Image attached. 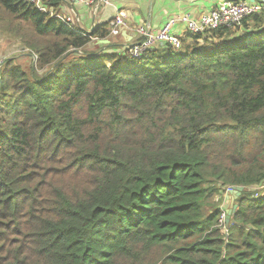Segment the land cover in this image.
<instances>
[{
	"label": "trees",
	"instance_id": "obj_1",
	"mask_svg": "<svg viewBox=\"0 0 264 264\" xmlns=\"http://www.w3.org/2000/svg\"><path fill=\"white\" fill-rule=\"evenodd\" d=\"M62 3L0 0V264H264V10L136 58Z\"/></svg>",
	"mask_w": 264,
	"mask_h": 264
},
{
	"label": "built area",
	"instance_id": "obj_2",
	"mask_svg": "<svg viewBox=\"0 0 264 264\" xmlns=\"http://www.w3.org/2000/svg\"><path fill=\"white\" fill-rule=\"evenodd\" d=\"M74 2L98 8L101 3L106 4L109 0H74ZM263 10L264 3L245 0H223L210 11L202 13L197 19L189 18L185 15L174 16L156 30H153L150 25H140L136 27L138 39L120 48L124 55H132L136 58L142 57L148 50L160 44L179 49L181 47V37L184 33L205 34L206 31L214 30L220 26L236 25L241 23L244 17ZM66 19L73 24L72 17L68 16ZM181 23L185 24L182 32L178 28ZM130 27L129 14L125 9H118L116 15L109 21V37L119 36L123 31L130 29Z\"/></svg>",
	"mask_w": 264,
	"mask_h": 264
},
{
	"label": "crops",
	"instance_id": "obj_3",
	"mask_svg": "<svg viewBox=\"0 0 264 264\" xmlns=\"http://www.w3.org/2000/svg\"><path fill=\"white\" fill-rule=\"evenodd\" d=\"M221 1L223 0H109L108 3H101L98 8H95L77 4L74 0H63L61 9L64 15L73 18V25L78 30L86 31V33L92 32L95 26L100 24L109 26V21L116 15L117 10L125 9L129 14L130 29L111 39H97L95 42L96 45H105L112 40L121 45L132 43L138 39L136 27L140 25H150L153 30H156L174 16L185 15L197 19L202 13L210 11ZM245 1L264 3V0ZM77 6L85 7L88 11ZM80 10H85L86 13L81 12L80 14ZM178 28L182 32L185 24L181 23ZM226 200L228 199L226 198Z\"/></svg>",
	"mask_w": 264,
	"mask_h": 264
},
{
	"label": "rangeland",
	"instance_id": "obj_4",
	"mask_svg": "<svg viewBox=\"0 0 264 264\" xmlns=\"http://www.w3.org/2000/svg\"><path fill=\"white\" fill-rule=\"evenodd\" d=\"M77 7L84 8L86 11H88L85 7H81V6H77ZM85 10L84 11L80 10L79 13L80 14L81 12L86 13ZM5 20L13 21L14 25L18 24V22L14 21L12 18L9 17L5 18ZM32 33H33L32 30L27 26L23 27V29H20L19 31H15L12 29H7V28L5 29L3 25L0 23V67H4V60L8 58V59H14L16 64L21 65L28 71H36L37 73L42 72V70L38 66L37 55L34 54L31 48L29 47V43L31 42L30 38L34 36L32 35ZM112 49L114 51L110 49V52H117L120 55H124L120 47L112 48ZM229 189L230 187L225 188V190L222 189L223 193L214 196L213 201L215 202L221 201L222 197H225L229 193L228 192ZM219 206L222 208L223 211V214L221 216V222H222V220L226 218L227 210L230 207V202L227 201L225 198L220 202ZM224 232H226L225 229Z\"/></svg>",
	"mask_w": 264,
	"mask_h": 264
},
{
	"label": "water",
	"instance_id": "obj_5",
	"mask_svg": "<svg viewBox=\"0 0 264 264\" xmlns=\"http://www.w3.org/2000/svg\"><path fill=\"white\" fill-rule=\"evenodd\" d=\"M245 187L241 185H235L232 186L229 190V193L227 194V201L230 202V207L227 210L226 215V221L229 222L231 215L235 212L237 209V203H235V200L243 193Z\"/></svg>",
	"mask_w": 264,
	"mask_h": 264
},
{
	"label": "clouds",
	"instance_id": "obj_6",
	"mask_svg": "<svg viewBox=\"0 0 264 264\" xmlns=\"http://www.w3.org/2000/svg\"><path fill=\"white\" fill-rule=\"evenodd\" d=\"M64 16H65V17H68V16H66V15H64ZM184 34H185V33H184ZM184 34H183V35H184Z\"/></svg>",
	"mask_w": 264,
	"mask_h": 264
}]
</instances>
